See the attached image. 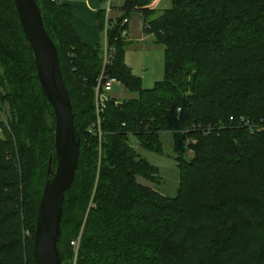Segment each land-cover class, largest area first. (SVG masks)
I'll list each match as a JSON object with an SVG mask.
<instances>
[{
	"label": "trees",
	"instance_id": "trees-1",
	"mask_svg": "<svg viewBox=\"0 0 264 264\" xmlns=\"http://www.w3.org/2000/svg\"><path fill=\"white\" fill-rule=\"evenodd\" d=\"M36 1L81 140L63 204L62 264L80 232L77 264H264V129L246 124L264 127V0H172L162 11L125 0L108 21L115 53L105 74L137 96L108 102L101 139L90 130L103 45L81 40L70 4ZM135 13L164 48V79L150 89L125 62L122 23ZM36 74L15 3L0 0V264H35L55 124ZM163 133L180 170L172 198L138 182L158 184L159 170L132 144L163 154Z\"/></svg>",
	"mask_w": 264,
	"mask_h": 264
},
{
	"label": "water",
	"instance_id": "water-1",
	"mask_svg": "<svg viewBox=\"0 0 264 264\" xmlns=\"http://www.w3.org/2000/svg\"><path fill=\"white\" fill-rule=\"evenodd\" d=\"M13 1L36 67V77L55 115L51 154L34 234L33 259L35 264H62L58 243L63 204L77 174L81 140L74 125L75 115L57 47L44 27L38 3L36 0Z\"/></svg>",
	"mask_w": 264,
	"mask_h": 264
},
{
	"label": "rangeland",
	"instance_id": "rangeland-1",
	"mask_svg": "<svg viewBox=\"0 0 264 264\" xmlns=\"http://www.w3.org/2000/svg\"><path fill=\"white\" fill-rule=\"evenodd\" d=\"M171 1L172 0H165L159 11L163 10L164 5L168 4L171 6ZM124 2L125 0H108L107 2H105V6L103 9L106 10V6L111 4L110 6L113 12L111 11L109 18L111 17L113 18L114 16L118 17V15L115 13L117 9L113 8V6H121L124 4ZM136 19H139L137 15L134 16L133 22L136 23V26H138L139 24L140 32H142V24ZM105 29H106V24L103 29L105 41H106ZM100 38H103L101 34H100ZM137 44H139L140 46H134L128 48V51L125 55V62L131 68L133 74L142 79L143 87L145 89H150L154 87L156 82H159L164 79V72H165L164 48L160 45L155 44L154 38L152 37L149 38L145 43L134 42L133 45H137ZM104 46H105V42L103 44V48ZM111 93L114 96L118 97L120 101H122V99H130L137 96L136 94L127 91L124 86H120L117 84L114 85ZM161 142L163 145V154H157L140 148L138 141L132 139V144L137 148L140 154L144 158H146L152 165L158 168L159 170L158 176L160 178L158 184L149 182L141 177H138L137 180L139 183L155 189L163 196L172 198L175 197L178 193V189L180 185V170L178 167V163L175 160V154L173 149L174 143H173L172 135L170 133H163L161 135ZM187 157L189 159L192 158L193 153L189 152L187 154ZM56 166L53 167L54 170ZM80 240H81V232L78 235V237L71 242V245L73 242H77L78 244L76 247L72 246L74 251V257L71 261L74 260L75 255L78 256ZM69 263L70 261L64 262V264H69Z\"/></svg>",
	"mask_w": 264,
	"mask_h": 264
},
{
	"label": "crops",
	"instance_id": "crops-1",
	"mask_svg": "<svg viewBox=\"0 0 264 264\" xmlns=\"http://www.w3.org/2000/svg\"><path fill=\"white\" fill-rule=\"evenodd\" d=\"M63 2L70 4L73 8V14H74L73 24L81 40L84 43L90 45H96V44L103 45L105 42V36L103 30H101L100 28V18L98 12L99 10L104 8L105 6L104 0H63ZM164 2L165 0H151V3L147 8L159 10L161 9ZM167 5H164L163 10L170 7V5L168 6ZM122 6L123 5L113 6V8L117 9L115 13L118 16L120 15L119 9ZM135 15H137L139 18L136 20H138L142 24V32H140L139 24L138 26H136V23L133 22ZM100 34L103 36V38H100ZM151 37L154 38L152 35L147 34L144 30V22H143L142 14L135 13L129 22V32L127 38L129 45L126 49V53L128 51V48L134 46H140L139 44L133 45L134 42L145 43ZM119 85L123 86L121 83ZM111 97L120 101V99H118V97L114 96L112 93H111Z\"/></svg>",
	"mask_w": 264,
	"mask_h": 264
},
{
	"label": "built area",
	"instance_id": "built-area-1",
	"mask_svg": "<svg viewBox=\"0 0 264 264\" xmlns=\"http://www.w3.org/2000/svg\"><path fill=\"white\" fill-rule=\"evenodd\" d=\"M109 4V3H108ZM111 4H109L108 6H106V29H105V33L107 35V29L109 27V17H110V13L112 11V8L110 6ZM129 20L128 19H125L122 23V26H125L127 24H129ZM128 32H129V29H122L121 30V37L125 40H127L128 38ZM115 53V49L111 46L108 45L107 43V38H106V41H105V46L103 48V59H104V67H103V70H102V73L101 75L99 76L98 78V81H97V86L95 87V115H96V121L95 123L93 124L90 132H95L96 134L99 135L100 139H101V136H102V131H101V123H102V117H103V114L107 108V105H108V102L112 99L111 97V92H112V89L114 87V85H119L120 82L115 79V78H112V77H109L105 74V67L110 64L111 62V59L113 57V54ZM246 124L248 126H250L253 130L254 129H257V130H261V129H264L263 126H255V128H253L252 124L249 123V122H246ZM78 244L77 242H73L72 243V246L73 247H76ZM77 262V255H75V258L73 261H70L69 264H76Z\"/></svg>",
	"mask_w": 264,
	"mask_h": 264
}]
</instances>
